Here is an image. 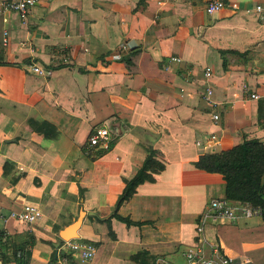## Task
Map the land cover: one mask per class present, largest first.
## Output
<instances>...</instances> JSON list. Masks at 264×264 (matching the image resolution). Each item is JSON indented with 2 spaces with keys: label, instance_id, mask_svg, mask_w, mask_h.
I'll list each match as a JSON object with an SVG mask.
<instances>
[{
  "label": "crops",
  "instance_id": "0c3cea01",
  "mask_svg": "<svg viewBox=\"0 0 264 264\" xmlns=\"http://www.w3.org/2000/svg\"><path fill=\"white\" fill-rule=\"evenodd\" d=\"M208 1L39 0L23 24L13 13L0 17V39L8 36L0 43V232L32 238L27 264H50L62 250L58 232L80 211L77 239L96 248L87 264H134L140 251L154 264H184L197 241L206 253L214 246L236 263L264 264L260 217L208 221L199 240L194 233L225 187L219 175L194 168V141L214 132L220 150L242 139L264 143V10L254 12L263 0H220L237 9L211 15ZM120 44L138 50L128 68L112 59ZM218 51L227 52L224 71ZM28 63L50 75L32 74ZM28 119L51 124L57 137L34 133ZM99 127L109 133L106 150L87 147ZM148 150L163 170L116 210L123 180ZM24 205L40 219L18 221Z\"/></svg>",
  "mask_w": 264,
  "mask_h": 264
},
{
  "label": "trees",
  "instance_id": "16d2710c",
  "mask_svg": "<svg viewBox=\"0 0 264 264\" xmlns=\"http://www.w3.org/2000/svg\"><path fill=\"white\" fill-rule=\"evenodd\" d=\"M224 51H218L221 58L222 70H225L223 56ZM138 54L136 48H132L122 55L121 63L126 68L131 65V59ZM27 125L36 134L44 139L54 140L57 137V131L54 126L47 122H36L28 119ZM146 156L138 168L136 174L128 180H123V189L115 202L117 210L126 202L135 192L138 185L153 181V174L163 170V165L155 159L151 150L146 152ZM195 169L209 174L219 175L224 182V200L237 204H248L251 207L260 209V218L264 222V143L256 139H242V141L229 149L221 150L214 154H202L193 163ZM5 171V164L3 165ZM81 197V190L78 193ZM112 218L123 223L125 226H138L140 223H134L127 218H122L112 214ZM108 235L113 238L109 230ZM2 238L3 241H2ZM61 242V241H60ZM33 244L31 237L26 236L23 241H17L5 233L0 232V248L4 253V260L14 264H27L29 258V248ZM134 264H154V258L145 251H140L131 257Z\"/></svg>",
  "mask_w": 264,
  "mask_h": 264
},
{
  "label": "built area",
  "instance_id": "2783aa9c",
  "mask_svg": "<svg viewBox=\"0 0 264 264\" xmlns=\"http://www.w3.org/2000/svg\"><path fill=\"white\" fill-rule=\"evenodd\" d=\"M39 0H2L0 1V17L8 13L15 14L19 21L23 24L25 22L26 14L28 10L33 7ZM222 9H230L234 11L237 9L236 3L224 2L220 0H210L204 7V12L208 15L214 14ZM264 10V0L262 4H258L254 7V12L260 13ZM2 47L7 46L8 36L6 31H2L0 39ZM126 44H120L116 54L112 56L115 61L120 60L122 55L126 53ZM171 61L179 62L177 58H170ZM32 74L46 78L50 75V71L43 69L40 66L32 63L27 64ZM203 76L208 79L210 76L209 70L205 69ZM212 91L206 87L203 100L206 103H210ZM249 99L257 100L258 96L255 94H249ZM211 124L216 126L219 117L216 113L210 114ZM109 133L105 128L94 129L87 138V147L90 149L106 150L109 145ZM195 147L199 150L200 154H214L220 150V138L214 132L208 133L194 141ZM40 211L32 205H24L21 212L16 215L18 221L23 223H32L40 219ZM237 217L250 218L260 217V209L251 207L248 204H236L232 205L230 202L219 199H212L208 203L205 211L199 216L198 222L195 225L194 233L196 237H200L203 234L205 224L210 222H221L227 220H233ZM4 238H2L3 241ZM199 240V238H198ZM96 248L92 242L85 240L73 239L62 244L61 253L55 256L54 260L50 264H87L94 257ZM4 253L0 248V264H14L13 262H7L4 260ZM184 264H245L247 261H240L236 263L232 258L220 253V251L214 247H209L208 252L197 241L191 249H188L183 254ZM155 264H172L165 261L162 258H158Z\"/></svg>",
  "mask_w": 264,
  "mask_h": 264
},
{
  "label": "water",
  "instance_id": "95a60500",
  "mask_svg": "<svg viewBox=\"0 0 264 264\" xmlns=\"http://www.w3.org/2000/svg\"><path fill=\"white\" fill-rule=\"evenodd\" d=\"M84 213L80 211L74 222L64 227L58 232V239L62 242L77 239V231L80 227Z\"/></svg>",
  "mask_w": 264,
  "mask_h": 264
}]
</instances>
